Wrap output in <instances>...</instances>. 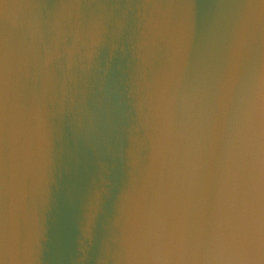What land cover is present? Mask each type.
<instances>
[{
	"label": "clouds",
	"instance_id": "1",
	"mask_svg": "<svg viewBox=\"0 0 264 264\" xmlns=\"http://www.w3.org/2000/svg\"><path fill=\"white\" fill-rule=\"evenodd\" d=\"M0 264H264V0H0Z\"/></svg>",
	"mask_w": 264,
	"mask_h": 264
}]
</instances>
